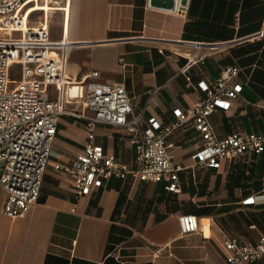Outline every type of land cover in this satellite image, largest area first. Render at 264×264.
I'll return each mask as SVG.
<instances>
[{
    "label": "crops",
    "instance_id": "1",
    "mask_svg": "<svg viewBox=\"0 0 264 264\" xmlns=\"http://www.w3.org/2000/svg\"><path fill=\"white\" fill-rule=\"evenodd\" d=\"M63 3L38 2L29 11L48 4L50 24L61 13L55 36L50 25V38L73 42L67 108H82L93 80L86 74L97 68L98 80L125 84L132 116L169 123L175 107L189 108L204 96L198 81L239 64L242 92L230 109L217 107L210 120L220 137L235 130L264 132V0H178L176 10L150 0H71L67 11ZM200 46L204 62L184 69ZM64 113L69 120L59 121L55 156L37 202L25 215L11 217L3 212L6 193L0 191V264H228L225 237L257 240L264 234V151L220 168L196 166L194 153L203 140L188 123L168 137L176 162L186 166L179 172L180 191L166 189V181L129 175L105 178L90 194L79 195L72 176L53 163L74 159L90 132L84 118ZM95 133L107 150L133 161L125 126L98 123ZM188 168L194 169L191 179ZM249 197L256 200L247 202ZM189 212L198 215L200 229L183 233L179 215Z\"/></svg>",
    "mask_w": 264,
    "mask_h": 264
},
{
    "label": "built area",
    "instance_id": "2",
    "mask_svg": "<svg viewBox=\"0 0 264 264\" xmlns=\"http://www.w3.org/2000/svg\"><path fill=\"white\" fill-rule=\"evenodd\" d=\"M48 1L53 2L0 0V23H5L0 26V191L6 193L3 204L6 215L23 216L37 202L53 153L59 115L64 112L84 118L90 132L83 151L74 159L53 163L56 169L72 176L79 195L90 194L105 178L129 175L141 180L166 181V189L180 191L179 172L186 166L176 162L168 137L188 123L193 124L203 140L194 153L196 166L220 168L225 161L242 154L264 151V132L235 130L220 137L210 120L217 107L230 109L233 99L242 92L244 84L237 79L242 70L239 64L225 65L217 77L198 81L204 96L189 108L175 107L176 118L169 123L156 116L144 123L143 113L132 116L134 106L125 84L98 80L97 68L86 74L93 80L87 82L82 108L79 111L67 108L68 86L72 81L68 55L73 42L67 37L56 41L50 38V13L46 9L35 23L32 15L41 8L29 11L38 2ZM70 2L64 0L61 9L67 11ZM66 40L71 44L65 45ZM200 50L201 46L184 69L204 62ZM14 71L19 76H13ZM51 87L55 97L51 95ZM98 123L127 128L135 147L132 162L123 161L96 141ZM246 200L253 202L256 198ZM179 222L183 233L200 229L195 213H181ZM223 245L228 264H264V234L257 240L228 236Z\"/></svg>",
    "mask_w": 264,
    "mask_h": 264
},
{
    "label": "rangeland",
    "instance_id": "3",
    "mask_svg": "<svg viewBox=\"0 0 264 264\" xmlns=\"http://www.w3.org/2000/svg\"><path fill=\"white\" fill-rule=\"evenodd\" d=\"M46 5H47L46 9H48V4H46ZM43 14H44V9H41V10H38L37 12H35L32 15V19H33L34 23L37 20L41 19L43 17ZM60 15H61V13L56 12V13H54V16L52 17L51 24H50L52 36H55L54 33L56 31V24L59 23V21H60ZM0 26L4 27L5 23H0ZM15 73H16V71H14V74ZM59 118L63 122H68V120H69L68 115L66 113H60ZM53 148H54V146H53ZM129 151H130V153L134 152V150H132V149H130ZM54 156H55L54 154H51L50 158L54 157ZM131 156H132V154H131ZM184 172H185L188 179H191L194 176V169L193 168H188V169L184 170Z\"/></svg>",
    "mask_w": 264,
    "mask_h": 264
},
{
    "label": "water",
    "instance_id": "4",
    "mask_svg": "<svg viewBox=\"0 0 264 264\" xmlns=\"http://www.w3.org/2000/svg\"><path fill=\"white\" fill-rule=\"evenodd\" d=\"M150 3L151 5L165 7L170 10H176L178 0H150Z\"/></svg>",
    "mask_w": 264,
    "mask_h": 264
},
{
    "label": "trees",
    "instance_id": "5",
    "mask_svg": "<svg viewBox=\"0 0 264 264\" xmlns=\"http://www.w3.org/2000/svg\"><path fill=\"white\" fill-rule=\"evenodd\" d=\"M262 152H263V151H262ZM262 152H261V153H262ZM254 154H260V153H254Z\"/></svg>",
    "mask_w": 264,
    "mask_h": 264
}]
</instances>
